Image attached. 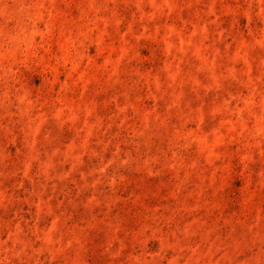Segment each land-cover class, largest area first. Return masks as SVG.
<instances>
[{"label": "rangeland", "instance_id": "374dc122", "mask_svg": "<svg viewBox=\"0 0 264 264\" xmlns=\"http://www.w3.org/2000/svg\"><path fill=\"white\" fill-rule=\"evenodd\" d=\"M0 264H264V0H0Z\"/></svg>", "mask_w": 264, "mask_h": 264}]
</instances>
